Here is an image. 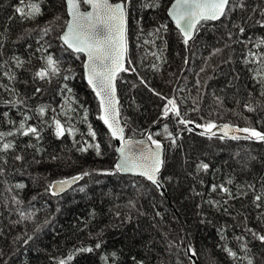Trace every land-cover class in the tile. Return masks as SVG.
I'll return each mask as SVG.
<instances>
[{
    "label": "trees",
    "instance_id": "obj_1",
    "mask_svg": "<svg viewBox=\"0 0 264 264\" xmlns=\"http://www.w3.org/2000/svg\"><path fill=\"white\" fill-rule=\"evenodd\" d=\"M173 1L132 0L127 68L135 71L118 78L126 138L147 140L153 134L164 145L160 191L145 179L115 170V144L85 82L84 59L59 39L68 22L65 0H35L42 9L35 19L16 13L17 6L23 7L20 0H0V85L7 86L0 87V131L15 133L5 138L15 148L0 153L7 160L0 162L5 169L0 176V264H59L69 254L73 259L67 264H193L189 247L200 264H247L248 259L264 264V244L248 231L264 234V200L260 207L253 202L256 195L264 196V142L209 138L194 124L187 131L171 114L162 118V97L175 98L184 118L195 123L264 131V110L244 108L248 100L264 101L258 65L245 63L250 52L264 56V27L257 23L264 21V0H242L245 8L234 7L216 23L202 22L187 46L168 16ZM145 2L156 6L144 7ZM47 55L60 61L61 76L51 83L33 80L32 73L43 63L40 58ZM14 56L31 63L17 68ZM68 70L70 79L64 80ZM5 72L14 73L16 80ZM20 99L24 105L8 103ZM39 106H48L44 117L36 113ZM26 111L32 117L28 124L41 129L39 141L17 132ZM54 118L67 121L73 133L57 138ZM165 124L178 137L175 146L165 138ZM97 143L99 156L94 148L80 151ZM16 155L23 161H16ZM201 161L210 165L207 172H197ZM84 172L89 175L66 194L57 197L46 191L56 180ZM21 183L25 187L17 188ZM221 184L234 198L219 188L212 191V185ZM13 197L22 203H14ZM83 247L93 251H77ZM225 248L237 252V258Z\"/></svg>",
    "mask_w": 264,
    "mask_h": 264
},
{
    "label": "snow or ice",
    "instance_id": "obj_2",
    "mask_svg": "<svg viewBox=\"0 0 264 264\" xmlns=\"http://www.w3.org/2000/svg\"><path fill=\"white\" fill-rule=\"evenodd\" d=\"M68 7V14L71 16V20L67 23L66 30L63 31V34L59 39L63 42L67 48L71 49L75 53H84L87 57V60L84 64L85 74L87 82L92 86L93 90L96 92V95L100 98V109L101 115L100 119L108 127L111 136L114 139H118L121 142V147L117 148V152L120 153L119 160L115 165V170L117 172L124 173H133L145 177L157 188L161 187L159 180V173L163 167L165 161L163 159L164 145L161 140L154 139L153 134L147 136V141L151 142V147L146 141L138 142V154L132 150V141L126 140L124 137V128L120 126V121L118 119L119 112L116 107V85L115 81L120 72L124 71H135L134 68L129 69L125 68V62L131 64V60L128 59V38H127V18L128 10L132 3V0H120L119 3H112L110 0H66ZM20 5L17 6L15 11L21 16L22 19H35L37 16L42 14V9L38 2H26V0H20ZM83 5H88L92 10L91 11H81ZM144 7H154L155 4L145 2ZM239 7L241 9L245 8L246 5L242 0H174L169 8V16L175 21L176 27L179 29L182 37L183 43L187 46L189 41L193 38L194 31L198 30L197 26L205 21H218L226 17L228 13L234 8ZM261 15L264 16V11L261 12ZM262 27H264V21H257ZM162 28L165 26H161ZM49 29H45L44 32L47 34ZM157 32L160 29L156 30ZM245 29L243 27L239 28V32L243 34ZM260 44L264 45V40L260 41ZM259 46V45H258ZM3 47L2 37H0V48ZM221 51L217 49V52ZM155 55V53H153ZM251 57L250 60H246L245 63H256L258 68L255 70L257 77H259L258 82L264 88V56H258L256 53H249ZM15 61L17 68H23L25 63H31L30 60L25 61L18 56L12 58ZM43 63L38 67L33 73V80H40L51 83L52 79L60 77L62 73L60 61L54 59L53 56L47 55L41 57ZM187 62V61H186ZM0 67H3L0 64ZM203 71V69H202ZM69 74L63 75L64 80L70 79ZM5 76L9 80H16V75L14 73L5 72ZM146 87L147 83L141 79L140 81ZM199 83V81L197 82ZM0 87H7L6 85H0ZM64 88L71 92L70 88H67V85H64ZM13 93L15 89H9ZM156 95L155 90L150 89ZM36 92H40V88L35 89ZM251 96V93L249 94ZM259 96L264 98V90H261ZM166 104L162 110V118H169L170 114L177 118V123L183 125L184 128L191 132L193 129L189 125L194 124L196 128H202L203 131L200 132V135H208L209 138L216 135L214 129L219 128L223 132V135L220 139L229 137L233 140L245 139V140H256L258 142H264V131L258 130L255 127H235L230 124H224L222 126L217 125L213 121H209L206 124H198L190 119H185L181 114L179 105L176 102L175 98H165ZM219 103L223 101L217 97ZM8 103L21 104L24 105V100L20 99L17 101H8ZM239 104L240 102L237 101ZM48 106H39L36 109V113L39 117H44L46 114ZM27 108V105H25ZM244 108L248 112H257L258 110H264V101L248 100L244 103ZM198 110V109H193ZM74 111V109H70ZM6 117L8 114L3 113ZM67 115V113H65ZM32 117L27 114V111L23 115V119L19 123L17 132L23 136H33L37 141L41 139L40 131L41 129L37 126L28 124V121ZM86 119V115H85ZM10 123H14L9 121ZM53 124L55 126V135L57 138H60L65 135V133H73V127L68 124L67 121L62 123L60 119L54 118ZM67 124V127H66ZM163 132L166 134V139L171 141L172 146L176 145L177 136H174L172 132L169 131L168 125L163 126ZM232 133V135H230ZM234 133H245L243 137L237 136ZM15 135L14 132H2L0 131V153H7L9 150H13L15 145L6 141L5 138L8 136ZM89 135L95 139V132L89 127ZM155 135H160L156 133ZM30 147H35L34 145H29ZM88 148H94L96 154L101 155L100 145L97 144H87V147L81 148L80 151H87ZM40 151V149H37ZM16 161H23L24 157L22 155H16L14 157ZM0 162L7 164V160L0 156ZM210 165L206 162H199L196 166L197 172L204 171L207 172ZM5 169L0 167V176L4 174ZM89 175L88 172H84L80 176L72 177L70 180H60L56 181L48 186L46 191L51 192L52 195H56L58 192L64 191V189L70 186L72 183H75L77 180L83 178V176ZM232 181L229 180L228 183ZM17 188L23 189L24 184H17ZM217 188L229 196V198H234L229 188L221 185H212V191H216ZM199 195V193H198ZM35 199V197H33ZM264 200V196L256 195L254 197V203L256 207H260V201ZM13 201L16 204H21L22 201L13 197ZM218 203V202H210ZM227 203V201H225ZM160 215V213H157ZM22 218L24 214L21 213ZM252 232V235L256 237L260 243L264 244V234L248 229ZM31 239V237H29ZM237 239H241L237 237ZM96 248L100 247V244L95 245ZM79 252H92L93 248L83 247L77 249ZM228 256L233 259L237 258V252L233 251L230 248H225ZM187 252L191 256H195L196 252L194 249L189 247ZM245 252L247 248L245 247ZM114 255V254H113ZM73 259V255L69 254L66 259L59 261V264H67L68 261ZM247 264H253L251 259H248Z\"/></svg>",
    "mask_w": 264,
    "mask_h": 264
},
{
    "label": "water",
    "instance_id": "obj_3",
    "mask_svg": "<svg viewBox=\"0 0 264 264\" xmlns=\"http://www.w3.org/2000/svg\"><path fill=\"white\" fill-rule=\"evenodd\" d=\"M65 2H66V0H65ZM110 2H112V3H119V2H115V1H113V0H110ZM174 2V1H173ZM172 2V3H173ZM171 3V4H172ZM88 6V5H87ZM170 7H171V5H170ZM169 7V8H170ZM66 8H67V14H68V7H67V2H66ZM92 9L88 6V8L87 9H84L83 8V6L81 7V11H91ZM168 12H169V9H168ZM168 16H169V14H168ZM169 18L171 19V21H172V23H173V25L175 26V28L179 31V29L176 27V25H175V21L169 16ZM223 19V18H222ZM221 19V20H222ZM71 20V16H69V14H68V22ZM221 20H218V21H221ZM218 21H205V22H211V23H216V22H218ZM67 22V23H68ZM67 26V25H66ZM199 27V25L197 26V28ZM66 30V27H65V29H64V31ZM180 32V31H179ZM196 33H197V30L196 31H194V33H193V38L190 40V41H192L194 38H195V36H196ZM63 34V33H62ZM181 34V33H180ZM127 38H128V18H127ZM63 43V42H62ZM64 45V44H63ZM66 48H67V46L66 45H64ZM70 52H72V53H74V54H78V55H81L82 57H83V59H84V62H83V69H84V64H85V62H86V60H87V57H86V55L84 54V53H75V52H73L71 49H69V48H67ZM127 57H129V46H128V53H127ZM127 65H128V63H127V61L125 62V68H127ZM125 72V71H124ZM124 72H120L119 74H118V76H117V78H116V81H115V85H116V93H115V95H116V100H117V105H116V107H117V109H118V112H119V116H118V119H119V121H120V126L121 127H123L124 128V137H125V139L126 140H131L132 141V150H133V152H136L137 154H138V142H140V141H146L147 143H148V145L149 146H151V147H154L153 145H151V142L150 141H147V140H139V139H127L126 138V128H125V126H124V123H123V121H122V118H121V100H120V96H119V89H118V78H119V76L121 75V74H123ZM84 78H85V82H86V84H87V86L91 89V91H92V93H93V95L95 96V98H96V100H97V102H98V104H99V111H100V115H101V109H100V98L96 95V92L93 90V88H92V86H90L89 84H88V82H87V78H86V74H85V69H84ZM100 117V116H99ZM100 121H101V123H102V125L105 127V129L107 130V132L109 133V135H110V137H111V139L113 140V142H114V144H115V148H116V153H117V156H118V160H119V157H120V153H118L117 152V148H119V147H121L122 145H121V142L118 140V139H114L112 136H111V134H110V131H109V129H108V127L103 123V121L100 119ZM224 124H230V123H219V124H217V125H220V126H222V125H224ZM230 125H233V124H230ZM233 126H235V127H240V128H244V127H241V126H236V125H233ZM203 131V129H201L200 130V132H202ZM214 131H216V135L215 136H222L223 135V132L222 131H220V129L219 128H217V129H214ZM235 135H237V136H240V137H243V136H245L246 134L245 133H234ZM230 135H232V133H230ZM226 139H230V140H233V139H231V138H229V137H225ZM237 140H245V139H237ZM163 159H164V161H165V149H164V153H163ZM118 162V161H117ZM165 164V163H164ZM163 169H164V165H163V167L161 168V171H160V173H159V180H160V183H161V187L160 188H157L158 190H160V191H163L164 190V188H163V184H162V181H161V179H160V175H161V173H162V171H163ZM123 176H130V177H135V178H142V179H145V180H147L145 177H143V176H141V175H138V174H133V173H124V172H120ZM72 178V177H71ZM71 178H68L67 180H70ZM64 180H66V179H64ZM82 179H80V180H77L75 183H72L70 186H68V187H66L65 189H64V191H62V192H58L56 195H54V196H57V197H59V196H62V195H64V194H66L67 192H69L70 190H72L80 181H81ZM56 181H60V180H56ZM55 181V182H56ZM148 181V180H147ZM149 183H151L150 181H148ZM54 183V182H53ZM152 184V183H151ZM153 185V184H152ZM155 186V185H154ZM191 258H192V261H193V264H200L199 263V261H198V259H197V257L196 256H191Z\"/></svg>",
    "mask_w": 264,
    "mask_h": 264
},
{
    "label": "rangeland",
    "instance_id": "obj_4",
    "mask_svg": "<svg viewBox=\"0 0 264 264\" xmlns=\"http://www.w3.org/2000/svg\"><path fill=\"white\" fill-rule=\"evenodd\" d=\"M245 161H247V159H245Z\"/></svg>",
    "mask_w": 264,
    "mask_h": 264
}]
</instances>
